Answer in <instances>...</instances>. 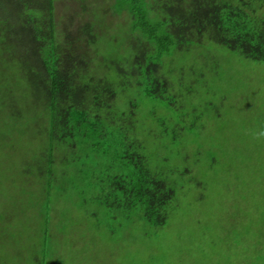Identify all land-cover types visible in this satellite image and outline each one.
I'll list each match as a JSON object with an SVG mask.
<instances>
[{
  "label": "trees",
  "instance_id": "1",
  "mask_svg": "<svg viewBox=\"0 0 264 264\" xmlns=\"http://www.w3.org/2000/svg\"><path fill=\"white\" fill-rule=\"evenodd\" d=\"M80 1L59 14L57 0H0V145L17 135L34 147L22 148L18 174L39 188L30 193L42 206V259L61 203L91 215L102 207L134 231L167 224L175 183L150 160L144 134L158 124L176 141L195 125L175 106L167 57L220 45L264 62V0H105L125 19L112 34L104 0ZM150 103L181 118L168 124Z\"/></svg>",
  "mask_w": 264,
  "mask_h": 264
},
{
  "label": "rangeland",
  "instance_id": "2",
  "mask_svg": "<svg viewBox=\"0 0 264 264\" xmlns=\"http://www.w3.org/2000/svg\"><path fill=\"white\" fill-rule=\"evenodd\" d=\"M106 1V22L124 23ZM56 3L61 14L82 2ZM112 24L107 33L126 31ZM166 60L179 82L175 106L192 111L187 122L195 121V130L176 141L158 124L144 134L150 160L175 183L167 224L134 231L132 221L108 219L102 207L91 215L61 203L65 214L55 208L51 217L52 255L42 259L36 251L44 235L42 206L30 193L39 188L18 174L22 148L34 147L16 135L0 145V264H264V62L220 45L191 47ZM148 109L168 124L181 118L162 103Z\"/></svg>",
  "mask_w": 264,
  "mask_h": 264
}]
</instances>
